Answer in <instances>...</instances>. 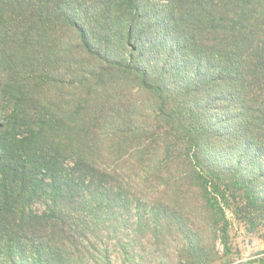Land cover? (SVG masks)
<instances>
[{"label": "trees", "instance_id": "obj_1", "mask_svg": "<svg viewBox=\"0 0 264 264\" xmlns=\"http://www.w3.org/2000/svg\"><path fill=\"white\" fill-rule=\"evenodd\" d=\"M0 106V264H74L147 182L245 180L219 138L264 169V0H0Z\"/></svg>", "mask_w": 264, "mask_h": 264}, {"label": "rangeland", "instance_id": "obj_2", "mask_svg": "<svg viewBox=\"0 0 264 264\" xmlns=\"http://www.w3.org/2000/svg\"><path fill=\"white\" fill-rule=\"evenodd\" d=\"M212 114L217 129L228 127L217 107ZM6 118L0 106V150ZM218 144L220 151L213 150V159L241 163L245 180L217 184L222 197L206 181L205 192L174 179L147 182L139 186L142 207L120 217L122 226L103 232L104 238L95 248L85 249L90 256L74 264H264V169L251 165L250 158L240 157L244 149L239 145L220 148ZM237 206L241 210L235 214ZM82 244L87 246V242ZM104 255L107 260L101 257Z\"/></svg>", "mask_w": 264, "mask_h": 264}]
</instances>
